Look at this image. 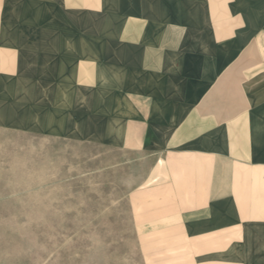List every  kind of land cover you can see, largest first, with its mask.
Returning a JSON list of instances; mask_svg holds the SVG:
<instances>
[{
    "label": "crops",
    "instance_id": "1",
    "mask_svg": "<svg viewBox=\"0 0 264 264\" xmlns=\"http://www.w3.org/2000/svg\"><path fill=\"white\" fill-rule=\"evenodd\" d=\"M0 129L138 151L178 264H264V0H0Z\"/></svg>",
    "mask_w": 264,
    "mask_h": 264
},
{
    "label": "rangeland",
    "instance_id": "2",
    "mask_svg": "<svg viewBox=\"0 0 264 264\" xmlns=\"http://www.w3.org/2000/svg\"><path fill=\"white\" fill-rule=\"evenodd\" d=\"M148 163L113 144L0 129V264L182 262L180 240L140 216Z\"/></svg>",
    "mask_w": 264,
    "mask_h": 264
}]
</instances>
